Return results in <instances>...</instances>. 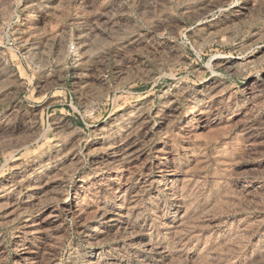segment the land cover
Instances as JSON below:
<instances>
[{
  "label": "rangeland",
  "instance_id": "rangeland-1",
  "mask_svg": "<svg viewBox=\"0 0 264 264\" xmlns=\"http://www.w3.org/2000/svg\"><path fill=\"white\" fill-rule=\"evenodd\" d=\"M0 264H264V0H0Z\"/></svg>",
  "mask_w": 264,
  "mask_h": 264
},
{
  "label": "built area",
  "instance_id": "built-area-1",
  "mask_svg": "<svg viewBox=\"0 0 264 264\" xmlns=\"http://www.w3.org/2000/svg\"><path fill=\"white\" fill-rule=\"evenodd\" d=\"M75 50H76V49H75V47H74L73 45H69V46H68V52H69V53H74Z\"/></svg>",
  "mask_w": 264,
  "mask_h": 264
}]
</instances>
